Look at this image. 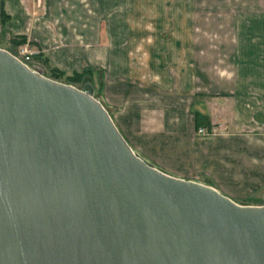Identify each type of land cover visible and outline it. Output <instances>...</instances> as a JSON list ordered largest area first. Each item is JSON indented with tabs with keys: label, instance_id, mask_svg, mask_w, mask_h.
<instances>
[{
	"label": "water",
	"instance_id": "obj_1",
	"mask_svg": "<svg viewBox=\"0 0 264 264\" xmlns=\"http://www.w3.org/2000/svg\"><path fill=\"white\" fill-rule=\"evenodd\" d=\"M0 264H264V205L159 171L89 84L0 48Z\"/></svg>",
	"mask_w": 264,
	"mask_h": 264
},
{
	"label": "crops",
	"instance_id": "obj_2",
	"mask_svg": "<svg viewBox=\"0 0 264 264\" xmlns=\"http://www.w3.org/2000/svg\"><path fill=\"white\" fill-rule=\"evenodd\" d=\"M148 1L146 20H131L130 34L114 38L120 19H103L101 0H3L10 17L3 33L25 36L59 70L98 73L114 95V125L154 167L150 155L138 152L140 135L153 148L162 140V149L182 152L192 133L201 136L196 122L210 129L225 120L264 134V9L256 5L233 22L228 14L216 22L208 15L199 27V0ZM212 3L206 0L205 7ZM102 21L104 42L98 38ZM199 29L207 36L198 38ZM140 31L146 34L137 38ZM173 101L188 105L171 108Z\"/></svg>",
	"mask_w": 264,
	"mask_h": 264
},
{
	"label": "rangeland",
	"instance_id": "obj_3",
	"mask_svg": "<svg viewBox=\"0 0 264 264\" xmlns=\"http://www.w3.org/2000/svg\"><path fill=\"white\" fill-rule=\"evenodd\" d=\"M101 2V11L104 10L103 19L106 21L113 20L115 17L120 19L118 22L121 24L120 35L115 31L114 38H125L126 34H130L128 25L131 20L143 21L147 18L143 10L148 6V0H101ZM205 2L206 0H199L196 4L195 17H197L199 27L206 23L208 15L214 16L213 22H216L215 18H220V16L222 18L224 15L227 17L228 14L231 17L230 22H233L236 16L253 9L256 5L264 9V0H214V3L207 8ZM100 24L98 38L104 42L106 40L105 22L102 21ZM196 32L198 38L207 36L206 30L199 29ZM145 34L146 32L140 31L137 38ZM10 37L12 35H4L0 27V48L15 53L17 48L12 45ZM32 62L42 70L45 77L52 80L72 85L78 89L89 84L92 87V96L102 104L108 114L113 116L118 111L113 109L109 103L112 100L110 97H114L113 92L103 87L98 73L86 68L84 70L88 73L80 80L70 82L66 76L84 70L63 71V75H58L53 69L56 67L51 63L45 64L34 57ZM165 97L168 98V94L162 91V98L165 99ZM171 104V108H177L180 104L188 105L185 101L178 102V104L173 101ZM201 128H204V133H198V129H195V132L203 137L195 136V134L193 136L191 132L192 137L190 136L186 142L187 146L184 144L182 152L174 148L162 149V140L160 147L153 148L151 144L146 145L143 135L138 137L141 144L138 152L145 151L150 155L149 160L159 171L176 178L213 186L238 205H264V134L252 133L248 129L243 130L228 125L225 120L211 124L210 129ZM173 142L171 141L172 145H174Z\"/></svg>",
	"mask_w": 264,
	"mask_h": 264
},
{
	"label": "trees",
	"instance_id": "obj_4",
	"mask_svg": "<svg viewBox=\"0 0 264 264\" xmlns=\"http://www.w3.org/2000/svg\"><path fill=\"white\" fill-rule=\"evenodd\" d=\"M10 19L9 15L5 12L4 9V2L3 0H0V27L2 28V32H3V28L5 26V23ZM12 45L17 48L20 45H23L25 43H28L27 38L23 35H12V37H10ZM35 59H40L43 63L47 64L49 63L48 60L42 56L41 53H38L37 55L34 56ZM54 70H56V72L58 73V75H63L64 72L60 71L56 68H53ZM86 73H88V71H82V72H73L72 75L66 76V79L70 82L73 81H78L80 80ZM208 127L209 125H201L198 122L195 123V128L199 129L200 127Z\"/></svg>",
	"mask_w": 264,
	"mask_h": 264
},
{
	"label": "built area",
	"instance_id": "obj_5",
	"mask_svg": "<svg viewBox=\"0 0 264 264\" xmlns=\"http://www.w3.org/2000/svg\"><path fill=\"white\" fill-rule=\"evenodd\" d=\"M11 55H13L18 61L32 69L36 65L32 62V58L37 55L39 52L31 48L29 43H25L17 47V51L15 53L7 50ZM198 133H204V128H199Z\"/></svg>",
	"mask_w": 264,
	"mask_h": 264
}]
</instances>
